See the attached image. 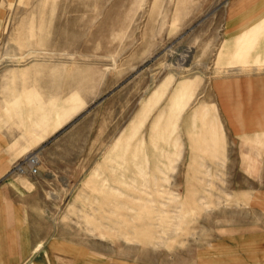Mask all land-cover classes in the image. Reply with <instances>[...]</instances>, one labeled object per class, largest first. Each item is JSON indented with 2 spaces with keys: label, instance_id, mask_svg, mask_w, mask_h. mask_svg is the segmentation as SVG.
Returning a JSON list of instances; mask_svg holds the SVG:
<instances>
[{
  "label": "rangeland",
  "instance_id": "rangeland-1",
  "mask_svg": "<svg viewBox=\"0 0 264 264\" xmlns=\"http://www.w3.org/2000/svg\"><path fill=\"white\" fill-rule=\"evenodd\" d=\"M225 3L0 0V142L30 134L34 96L59 108L76 93L82 108L53 138L81 135L96 143L97 160L107 155L79 162L66 147L60 161L45 162L38 154V173L21 174L33 185L20 187L15 225L6 226L16 242H0V255L15 248L17 260L0 264H264V65H255L264 64V30L246 58L228 57L246 32L237 29L231 49ZM168 75L165 93L150 100ZM183 80L192 84L175 108ZM202 106L204 120L193 123ZM196 133H215L217 152L198 147ZM25 154L0 163V174L18 177L12 169ZM116 159L132 176V160L147 159L151 193L120 183ZM161 159L172 168L160 172Z\"/></svg>",
  "mask_w": 264,
  "mask_h": 264
},
{
  "label": "crops",
  "instance_id": "crops-1",
  "mask_svg": "<svg viewBox=\"0 0 264 264\" xmlns=\"http://www.w3.org/2000/svg\"><path fill=\"white\" fill-rule=\"evenodd\" d=\"M224 10L225 16L228 18L227 22L229 23V27L226 32V42L232 49L237 35L242 33H238L237 29L241 28V30L243 29L244 31L246 28L256 22L252 21L253 18L260 20L264 17V0H226ZM71 98L75 99L80 97L74 93L71 95L70 99ZM34 99L36 100V105H34L36 108L41 107L44 110H49L53 107H57L55 105H52L51 107H47V105L45 106L38 96H34ZM80 109L81 108H78L75 113L67 116L62 121V123L56 127L53 126L55 123V116L53 114L46 115L44 117L41 114L32 113L39 118H37L34 126L31 127V132L29 135L23 134V140L19 141L17 144L0 142V163L11 164L20 155L30 151H37L45 162H58L60 161L59 156L65 155L64 148L66 147H72L73 151L71 152L73 154L78 153L82 155V159H80L79 162L106 161V154L104 156L102 155L101 157L104 158H100L99 160L95 158L96 155L93 154L94 152L90 148L96 147V143L92 142L90 138L83 139L81 135H78V137L74 135L71 140L67 141L61 140L57 137L53 138L56 132H59L62 127L68 121H70V117L76 114ZM108 145L111 144L103 143V146ZM5 174L6 172H2L0 174V242L4 241V243L7 242L9 244L16 242V232L15 229L10 230L7 229L6 226L10 220H12L14 222L13 224L15 225V210L17 209V196L19 194V189L20 187L22 188L24 186L29 188V186L24 183L28 180L22 178L21 174L16 178L4 177ZM60 177L64 178L65 176L61 175ZM32 185L33 184L31 183V186ZM5 251L7 250L5 249L4 252ZM0 258L16 259L17 252L15 248H13L12 254L9 253L0 255ZM7 264H16V262L8 261Z\"/></svg>",
  "mask_w": 264,
  "mask_h": 264
},
{
  "label": "bare ground",
  "instance_id": "bare-ground-1",
  "mask_svg": "<svg viewBox=\"0 0 264 264\" xmlns=\"http://www.w3.org/2000/svg\"><path fill=\"white\" fill-rule=\"evenodd\" d=\"M247 8V7H246ZM262 17V16H261ZM251 19V18H250ZM248 21V20H247ZM245 28V27H244ZM249 30H253L251 34H249ZM262 30H264V19L261 18L260 20L256 21L255 23H253L252 25H250L248 28L245 29L246 35L243 38V42L241 44V46H239V49L237 51L232 52V54H229L228 57H234L236 56L235 54L237 52H239L240 55H238L240 59H244L247 57V55L249 54V50L250 49H254V46H252V48H248V45L250 46L251 44L253 45L254 42L260 41V38L257 39V37L259 36L260 32H262ZM248 32V33H247ZM251 35V36H250ZM254 36V38H253ZM252 41V43L250 42ZM238 48V47H237ZM258 50V49H257ZM262 57V56H261ZM256 67L257 66H263L264 64H255ZM238 66V65H237ZM235 69V68H234ZM236 70V69H235ZM173 80V76L172 75H168L167 77H165L160 83L159 85L153 90V92L150 95V100H158L160 99V97H162L161 95L163 93H165L166 89L170 86L171 82ZM192 82L190 80H183L179 83L177 90H176V95L173 99L172 105L175 108H182L185 105V94L187 92V90L191 87ZM82 101L80 98H71L70 100H68L65 105H62L61 107H53L49 110H44L41 107L35 108L32 113L35 114H41L44 117L46 115H51L53 114L55 116V123L53 124V126H59L62 121L69 116L70 114H73L77 111L78 108H82ZM156 103V102H155ZM12 104L14 105V107L18 110L19 107V101L18 100H13ZM148 107V106H147ZM5 108V107H4ZM15 110V109H14ZM5 111V110H4ZM6 111L9 112V110L6 108ZM19 111V110H18ZM17 111V112H18ZM149 111V110H148ZM177 111V110H176ZM4 114V113H3ZM17 114V113H16ZM199 116L201 117L202 120H204V116L206 114V107L202 106L198 111H195V113L193 114V118H192V122L195 123L197 117ZM1 115V113H0ZM2 117V115H1ZM16 117V116H15ZM20 117V115H19ZM144 117V116H143ZM162 117V116H161ZM17 119V118H16ZM12 120V119H11ZM13 121V120H12ZM139 121V120H138ZM138 121H133V137L135 135V133L137 132L139 126H140V122ZM8 122V121H7ZM6 122V123H7ZM16 123V122H15ZM174 123V122H173ZM214 121L211 119L209 120V125L211 127V129H213V124ZM49 126V125H48ZM171 126V124H170ZM47 127V126H46ZM194 127V126H193ZM54 128V127H52ZM176 128V127H175ZM195 128V127H194ZM48 129V128H47ZM52 130V129H50ZM161 131V130H160ZM167 131V129H166ZM176 131V130H175ZM127 132V131H126ZM199 132V131H198ZM160 133V132H159ZM138 134V133H137ZM163 134V133H162ZM174 134V133H173ZM198 133H196L195 136H197ZM131 135V137H132ZM124 136V135H123ZM169 136H166V139H168ZM122 138V137H121ZM129 138V137H128ZM197 140L200 142V144L198 145V147H202L204 149V151H207L210 154H215L216 151V147H218V140H217V136L215 133H211L208 137H206L205 135H198ZM36 139V138H35ZM119 139V138H117ZM123 139V138H122ZM121 139V140H122ZM154 139V138H153ZM163 140V139H162ZM196 140V141H197ZM127 141V140H126ZM160 141V140H159ZM156 142V141H155ZM165 142V140H164ZM154 143V142H153ZM197 144V143H196ZM128 145V143H127ZM162 146V145H161ZM173 146V145H171ZM170 146V147H171ZM174 146H178L177 143L174 144ZM122 147L121 142L119 141L116 145L115 148H119ZM164 147V146H162ZM166 147V145H165ZM127 148H124V150H126ZM132 149V148H131ZM153 149V147H152ZM179 149V148H178ZM180 150V149H179ZM158 151V150H157ZM163 151V154H165V150H160ZM151 152V151H150ZM169 152V151H168ZM166 152V153H168ZM180 152V151H179ZM158 153V152H157ZM170 155V153H168ZM174 154V152H173ZM176 154V153H175ZM164 156V155H163ZM165 157V156H164ZM156 160V159H155ZM154 161V160H153ZM172 162L171 157L168 158V162ZM114 162H117L116 164H112L110 166V168L112 170H122V172L117 176L118 180L120 183L135 188V189H140L143 192L146 193H151L150 190H148V188L150 187V182L148 181V177L149 175L146 174V169L148 168V160L144 159L143 162L142 161H137L135 159L132 160L133 162V167L137 170V175H128L127 173L125 174L124 170L128 169V165L126 164V160L125 159H120V160H114ZM155 162V161H154ZM170 162V163H171ZM174 162V161H173ZM158 163V162H157ZM160 163H162V166H157L158 170L160 172H164L166 170H169L172 168V165L170 163H166L163 162V159H161ZM130 166V165H129ZM133 168V170H134ZM113 172V171H112ZM157 174V173H156ZM155 175V174H153ZM165 175V174H164ZM155 176H153L154 178ZM157 177V176H156ZM167 177V176H166ZM161 177L162 179L166 178ZM156 179V178H155ZM26 185L31 186L30 183H28V181L24 182ZM103 184L104 185H108V187H110V189L115 190L117 193L121 194L123 193V191H121L117 186L115 185H111L109 184L107 179H103ZM138 191V190H137ZM139 192V191H138ZM142 192V193H143ZM128 198V197H127ZM129 199V198H128ZM127 199V200H128ZM131 203L137 202V203H141L142 201H140L139 196H131L130 198ZM152 200V199H150ZM129 202V201H128ZM126 205H127V201H126ZM179 206V205H178ZM126 208H130V210L136 211L137 209L132 206V205H127ZM182 216V214H175V217L180 218ZM41 246V243H38L37 246H35V250H38V248ZM38 261V260H37Z\"/></svg>",
  "mask_w": 264,
  "mask_h": 264
},
{
  "label": "built area",
  "instance_id": "built-area-1",
  "mask_svg": "<svg viewBox=\"0 0 264 264\" xmlns=\"http://www.w3.org/2000/svg\"><path fill=\"white\" fill-rule=\"evenodd\" d=\"M40 158L37 151H31L25 154L18 160L14 166L13 171L20 174L35 175L39 171Z\"/></svg>",
  "mask_w": 264,
  "mask_h": 264
}]
</instances>
